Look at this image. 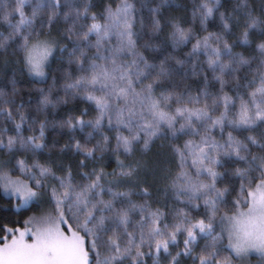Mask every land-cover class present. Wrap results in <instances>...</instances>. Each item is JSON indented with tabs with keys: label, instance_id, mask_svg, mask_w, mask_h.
Segmentation results:
<instances>
[{
	"label": "snow or ice",
	"instance_id": "1",
	"mask_svg": "<svg viewBox=\"0 0 264 264\" xmlns=\"http://www.w3.org/2000/svg\"><path fill=\"white\" fill-rule=\"evenodd\" d=\"M0 264H264V0H0Z\"/></svg>",
	"mask_w": 264,
	"mask_h": 264
}]
</instances>
